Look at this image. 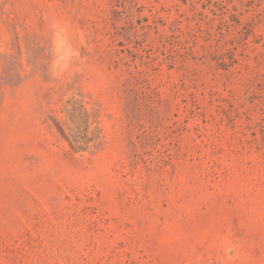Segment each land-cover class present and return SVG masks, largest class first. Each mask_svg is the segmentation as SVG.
<instances>
[{"label":"rangeland","instance_id":"rangeland-1","mask_svg":"<svg viewBox=\"0 0 264 264\" xmlns=\"http://www.w3.org/2000/svg\"><path fill=\"white\" fill-rule=\"evenodd\" d=\"M0 264H264V0H0Z\"/></svg>","mask_w":264,"mask_h":264}]
</instances>
